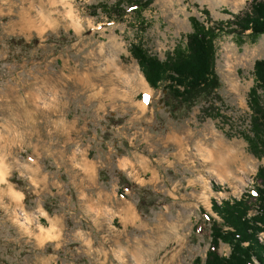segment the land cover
Instances as JSON below:
<instances>
[{
    "label": "rangeland",
    "instance_id": "1",
    "mask_svg": "<svg viewBox=\"0 0 264 264\" xmlns=\"http://www.w3.org/2000/svg\"><path fill=\"white\" fill-rule=\"evenodd\" d=\"M119 1L0 0V264H200L214 202L254 193L264 146L253 155L244 135L264 32L229 26L249 0L109 13ZM192 19L216 34L215 88L172 109L130 46L164 60Z\"/></svg>",
    "mask_w": 264,
    "mask_h": 264
},
{
    "label": "trees",
    "instance_id": "2",
    "mask_svg": "<svg viewBox=\"0 0 264 264\" xmlns=\"http://www.w3.org/2000/svg\"><path fill=\"white\" fill-rule=\"evenodd\" d=\"M135 11L142 9L145 0H127ZM124 0L113 4L109 13L124 14ZM149 3V0H148ZM130 7V6H129ZM194 22L193 31L186 36V44L176 48L164 60L148 54L140 45L130 46V53L136 59L146 81L153 88L161 83H167V94L171 97L170 108H190L199 99L209 98L214 79V37L212 28L204 27L198 21ZM231 32L242 36L246 32L256 35L264 32V0H249L246 9L235 14L229 21ZM254 84L248 92V106L251 110L252 134H245L251 153L255 156L263 153L264 146V95L261 98L259 90L264 93V59L254 63ZM253 186L254 193L249 191L232 202L225 200L220 205L214 202V209L222 220L218 222L208 214L211 222L209 228V246L205 258L200 264H251L252 258L259 264H264V243L257 236L264 233V167H259ZM122 181L119 191H124ZM130 188L137 185L126 182ZM143 200V197H142ZM139 209H142V207ZM224 226L231 229L226 230ZM223 242L230 246L228 256L218 252L219 244Z\"/></svg>",
    "mask_w": 264,
    "mask_h": 264
},
{
    "label": "crops",
    "instance_id": "3",
    "mask_svg": "<svg viewBox=\"0 0 264 264\" xmlns=\"http://www.w3.org/2000/svg\"><path fill=\"white\" fill-rule=\"evenodd\" d=\"M84 173H86V175H90L91 176V173L93 174V175H95V172H94V170H93V167L89 170V169H87V171H83Z\"/></svg>",
    "mask_w": 264,
    "mask_h": 264
},
{
    "label": "snow or ice",
    "instance_id": "4",
    "mask_svg": "<svg viewBox=\"0 0 264 264\" xmlns=\"http://www.w3.org/2000/svg\"><path fill=\"white\" fill-rule=\"evenodd\" d=\"M132 10H134V8L133 9H129V11H132ZM143 98L145 99L146 102H149V96H148L147 93L144 94Z\"/></svg>",
    "mask_w": 264,
    "mask_h": 264
}]
</instances>
